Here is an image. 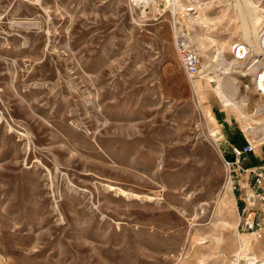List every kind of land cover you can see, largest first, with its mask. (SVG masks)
Returning a JSON list of instances; mask_svg holds the SVG:
<instances>
[{
  "label": "rangeland",
  "instance_id": "rangeland-1",
  "mask_svg": "<svg viewBox=\"0 0 264 264\" xmlns=\"http://www.w3.org/2000/svg\"><path fill=\"white\" fill-rule=\"evenodd\" d=\"M161 2L155 20L129 0H0V264L264 262V137L235 178L223 159L259 119L216 92L221 43L231 61L244 23L264 33V0ZM232 76L249 115L262 99Z\"/></svg>",
  "mask_w": 264,
  "mask_h": 264
},
{
  "label": "built area",
  "instance_id": "built-area-1",
  "mask_svg": "<svg viewBox=\"0 0 264 264\" xmlns=\"http://www.w3.org/2000/svg\"><path fill=\"white\" fill-rule=\"evenodd\" d=\"M161 1L163 3L161 2L160 5L163 6L164 0ZM129 2L135 9H139L141 13L151 14L155 20L161 18L165 14V8L162 10L158 8L157 0H129ZM173 24L175 32L174 42L183 69L189 79L194 81L201 73L199 50L191 41L186 26L180 20L176 19H174ZM262 35L263 31L261 32V36ZM261 42H263V39ZM231 53L232 60L235 62L236 66L239 67L237 73L242 77L250 78L251 84H245L244 88L250 90L252 86L256 94L262 99L254 108L253 112L248 115L250 118L253 117L259 120L255 124L247 123L246 130H244L247 143L242 146L230 144L229 148L232 157L227 158L223 156L228 176L230 179H233L241 174V172L247 171L240 165L241 161L255 151L256 139L262 140L264 136V53L261 50H257L255 45L246 41L235 42L232 46ZM249 101L250 96L247 98V104ZM254 134L258 135L255 136V139L251 140L249 136H253ZM259 176L261 175L259 174Z\"/></svg>",
  "mask_w": 264,
  "mask_h": 264
},
{
  "label": "bare ground",
  "instance_id": "bare-ground-1",
  "mask_svg": "<svg viewBox=\"0 0 264 264\" xmlns=\"http://www.w3.org/2000/svg\"><path fill=\"white\" fill-rule=\"evenodd\" d=\"M243 1H244V3H243L244 5L250 6L251 0H243ZM254 9L257 12H259L260 10H261V12L263 11V8L260 9L259 5L254 7ZM262 20H263L262 17L257 15V16L252 18V21H250L252 23L251 24L252 26L249 23L243 22L244 24L242 26V33H243L244 41L249 42L252 45H255L257 50H261L264 53V33L261 36V34H259L260 33L259 30L257 29V25H259ZM262 39H263V42H261ZM198 41L200 43H202L200 38H198ZM221 44H222L221 49H223L225 51L226 47H228V42L221 43ZM202 45H203V43H202ZM223 50H218V55L216 57H217L218 62H220V66L218 65L219 67L216 69V71L219 74H221L220 69H225L226 72L224 73V75L225 76L228 75V76H226V77H228V80L224 84L221 82L222 80H219L217 82L216 92L226 107L231 106L232 108L239 111L240 113H244L245 117H249L248 114L245 113L246 111L244 112V110H245L244 108L246 106L248 95H244V97L242 99L240 98V93H241L240 92V85L238 84V81L235 78V76L234 77L232 76V74H235L238 72L235 68L236 64L233 60L229 61L225 57ZM201 74L202 73H200V75L197 76V78H199L201 76ZM229 75L231 77H229ZM202 76H204V75L202 74ZM210 81L211 80L208 79V82H210ZM196 90L198 91V87L196 88ZM247 120H248V118H247ZM248 123H250V122H248ZM216 240H217V244H220V245L223 242V238H221V237L216 238ZM253 260L254 261L251 262V264H257L256 258H253ZM261 264H264V262Z\"/></svg>",
  "mask_w": 264,
  "mask_h": 264
},
{
  "label": "trees",
  "instance_id": "trees-1",
  "mask_svg": "<svg viewBox=\"0 0 264 264\" xmlns=\"http://www.w3.org/2000/svg\"><path fill=\"white\" fill-rule=\"evenodd\" d=\"M230 141L232 144L242 146L247 143L244 135L242 132H234L230 138Z\"/></svg>",
  "mask_w": 264,
  "mask_h": 264
},
{
  "label": "crops",
  "instance_id": "crops-1",
  "mask_svg": "<svg viewBox=\"0 0 264 264\" xmlns=\"http://www.w3.org/2000/svg\"><path fill=\"white\" fill-rule=\"evenodd\" d=\"M176 1H177V0H175V2H176ZM190 9H193V8H190ZM190 9H189V10H190ZM250 101H251V97H250ZM219 111L225 113L223 109H221V110H219ZM220 112H219V113H220ZM221 115H223V114L221 113ZM224 115H225V117L222 116V118L228 122V120H229V116H228V114L226 113V114H224ZM246 141H247V140H246Z\"/></svg>",
  "mask_w": 264,
  "mask_h": 264
}]
</instances>
